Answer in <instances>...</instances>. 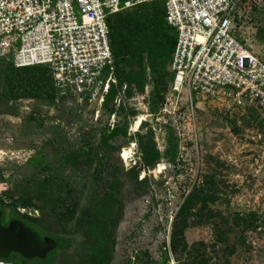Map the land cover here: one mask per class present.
<instances>
[{"label": "rangeland", "instance_id": "1", "mask_svg": "<svg viewBox=\"0 0 264 264\" xmlns=\"http://www.w3.org/2000/svg\"><path fill=\"white\" fill-rule=\"evenodd\" d=\"M236 22L238 37L264 52V0H243ZM144 68L143 91L137 81L124 80L120 70L111 97L102 104L75 97L16 100L9 96L10 82L17 85L26 69L0 58V205H8L10 215L16 184L30 186L43 178L27 162L40 151L60 168L65 180L60 186L73 191L78 205L67 223L43 217L34 207L17 209L44 233L78 236L79 246L60 253L52 264H179L180 256L169 251L165 260L164 251L175 214L197 187L210 194L193 209L194 223L185 231L189 247L204 250L212 263L264 264V108L240 105L223 89L194 92L191 103L182 89L167 92L165 103L152 109L147 62ZM139 116L144 118L136 127ZM104 131L106 143L101 142ZM139 133H153L162 155L153 166L141 163ZM169 137L177 146L175 160L165 156ZM82 146L97 151H92V164L64 166L62 157ZM111 190L113 201L100 207L99 200ZM85 211L104 215L101 254L82 235ZM215 227L222 236L218 245Z\"/></svg>", "mask_w": 264, "mask_h": 264}, {"label": "built area", "instance_id": "2", "mask_svg": "<svg viewBox=\"0 0 264 264\" xmlns=\"http://www.w3.org/2000/svg\"><path fill=\"white\" fill-rule=\"evenodd\" d=\"M153 1H163L177 33L169 93L184 89L193 103L194 92L223 89L240 105L264 108V52L236 33L243 0H0V58L49 67L56 101L102 104L117 82L108 18Z\"/></svg>", "mask_w": 264, "mask_h": 264}, {"label": "trees", "instance_id": "3", "mask_svg": "<svg viewBox=\"0 0 264 264\" xmlns=\"http://www.w3.org/2000/svg\"><path fill=\"white\" fill-rule=\"evenodd\" d=\"M108 23L110 27L111 47L116 62V76L121 70L124 80L129 82V84L133 80L137 81L139 90L143 91L146 81L144 62H147L153 80L151 108L162 106L166 101V94L171 88L173 79L171 61L177 42L175 29L166 20L163 1H153L134 7L133 9L122 10L110 16ZM22 68L26 69L24 70L26 76L20 78L17 81V85L10 82L9 96L15 97L14 99L16 100L21 97H32L36 99L45 98L48 102H53L57 96V91L50 68L45 65ZM111 90L112 86L104 102L108 101L111 97ZM106 133L104 131L102 134L101 142L103 143L107 142ZM109 136L112 137V135ZM146 136H150V139ZM138 139L142 165L153 166L158 163L162 155L153 141V133L150 135L139 133ZM92 151H94L92 147L86 149L83 146L72 149L62 157V163L66 167L81 169L83 166L92 164V159L90 158ZM94 153H97V151H94ZM43 154L40 151H36L27 159V162L33 168L42 172L43 178L38 183H33L30 186L23 181L16 184L17 190L10 195L12 199V202L9 204L12 209L9 215L11 217L10 222L17 219L27 222L37 228L42 235L59 237L61 244L46 259H28L20 254H15V257L0 259V261L14 264H52L60 253L70 251L79 246L80 240L77 238L78 236L44 233L34 223L26 220L24 218L25 214L17 211L19 206L34 207L42 212L43 217L53 215V220H56L57 223H67L77 213L78 205L71 199L73 191L68 190L66 184L60 186V183L65 182L60 168L46 162ZM165 156L169 160L176 159L177 146L172 137L168 139ZM209 194L204 188L197 187L186 196L172 222L170 246L164 251L165 260H169V251H171L175 256H180L179 264H217L210 262V259L207 258L208 254L204 250L189 247L185 236L186 228L194 223L192 222L195 214L193 209L197 204L200 205V202H204L205 204V199L209 197ZM114 196L113 190L108 191L99 200V202L101 201L100 207L106 203H111ZM201 207L206 208V205H202ZM0 209H3L5 214H7L8 205L7 207L0 205ZM84 214H86V219L82 225V235L88 241H91L96 252L101 254L100 235L106 231L101 219L104 215H102L101 211H85ZM35 220L39 219L36 218ZM220 240H222L220 230L218 227H215V245H218Z\"/></svg>", "mask_w": 264, "mask_h": 264}, {"label": "water", "instance_id": "4", "mask_svg": "<svg viewBox=\"0 0 264 264\" xmlns=\"http://www.w3.org/2000/svg\"><path fill=\"white\" fill-rule=\"evenodd\" d=\"M4 214L0 209V259H9L13 253L28 259H46L60 246L59 237L42 235L37 228L22 220L4 224Z\"/></svg>", "mask_w": 264, "mask_h": 264}, {"label": "bare ground", "instance_id": "5", "mask_svg": "<svg viewBox=\"0 0 264 264\" xmlns=\"http://www.w3.org/2000/svg\"><path fill=\"white\" fill-rule=\"evenodd\" d=\"M143 118H144V116H139V118L136 120V125H134V126H136V127L139 126L140 123L142 122ZM127 152H125L124 154L125 155L128 154ZM0 264H14V263H3V262H0Z\"/></svg>", "mask_w": 264, "mask_h": 264}, {"label": "flooded vegetation", "instance_id": "6", "mask_svg": "<svg viewBox=\"0 0 264 264\" xmlns=\"http://www.w3.org/2000/svg\"><path fill=\"white\" fill-rule=\"evenodd\" d=\"M10 218L11 217L9 215L4 214L3 223L7 224L8 222H10ZM15 254H17V253H13L12 256L15 257Z\"/></svg>", "mask_w": 264, "mask_h": 264}]
</instances>
